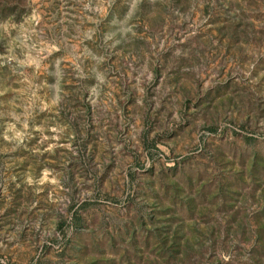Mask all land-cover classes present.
Returning <instances> with one entry per match:
<instances>
[{
	"label": "rangeland",
	"instance_id": "1",
	"mask_svg": "<svg viewBox=\"0 0 264 264\" xmlns=\"http://www.w3.org/2000/svg\"><path fill=\"white\" fill-rule=\"evenodd\" d=\"M0 264H264V0H0Z\"/></svg>",
	"mask_w": 264,
	"mask_h": 264
}]
</instances>
